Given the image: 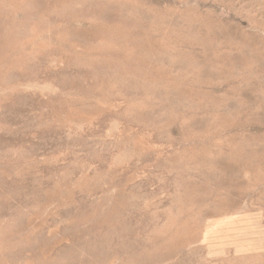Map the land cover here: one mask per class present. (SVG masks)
Masks as SVG:
<instances>
[{
	"label": "rangeland",
	"instance_id": "1",
	"mask_svg": "<svg viewBox=\"0 0 264 264\" xmlns=\"http://www.w3.org/2000/svg\"><path fill=\"white\" fill-rule=\"evenodd\" d=\"M0 264H264V0H0Z\"/></svg>",
	"mask_w": 264,
	"mask_h": 264
}]
</instances>
